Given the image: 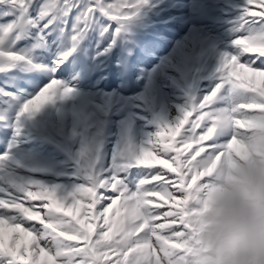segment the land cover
Masks as SVG:
<instances>
[{
    "label": "snow or ice",
    "instance_id": "1",
    "mask_svg": "<svg viewBox=\"0 0 264 264\" xmlns=\"http://www.w3.org/2000/svg\"><path fill=\"white\" fill-rule=\"evenodd\" d=\"M146 3L114 16L121 5L105 0H0V264H181L198 201L221 163L248 150L247 128L264 115V0H238L233 50L212 83L144 145L99 167V147L86 146L71 186L18 158L26 118L74 92L60 66L95 29L119 35Z\"/></svg>",
    "mask_w": 264,
    "mask_h": 264
},
{
    "label": "clouds",
    "instance_id": "2",
    "mask_svg": "<svg viewBox=\"0 0 264 264\" xmlns=\"http://www.w3.org/2000/svg\"><path fill=\"white\" fill-rule=\"evenodd\" d=\"M198 201L181 264H264V115Z\"/></svg>",
    "mask_w": 264,
    "mask_h": 264
},
{
    "label": "rangeland",
    "instance_id": "3",
    "mask_svg": "<svg viewBox=\"0 0 264 264\" xmlns=\"http://www.w3.org/2000/svg\"><path fill=\"white\" fill-rule=\"evenodd\" d=\"M156 9L164 11L165 8H164L163 5H159V6L156 7ZM175 48L176 49L174 51V57L169 62H167L165 64H162V66H161L162 70L165 68V69H167L166 71L168 72V74L171 73V75H170V79L171 80L174 79L175 76H179V74H177V73L184 67V64L182 65V61H184L186 59V57L191 53V49L194 48L196 50V52L198 53L197 48L196 47H192V45H191V43L189 41H185V42H183L181 44H176ZM173 68H175V69L173 71H171L170 69H173ZM166 93L167 94L171 93V90L169 89ZM67 100H68V97H67ZM151 106L154 107V105H151ZM183 106H184L183 104L179 105V102H176V106H173V105H170V104H165V102H160L159 101V103L156 105V107H154V110L157 113H160V114L163 113L164 116L166 115L167 119L170 120V123H171L178 116L179 109L181 107H183ZM70 114L73 115V112H71L70 110L66 111L64 109H61L58 112V118L57 119H59L61 123H63V122L64 123H68L69 122L68 118L70 117ZM195 115H196V113H195ZM195 115H193V117H195ZM193 117H191V118H193ZM142 123H138V131H139L138 133L142 134L141 135V139H144L145 137L151 138L153 136L152 133H151V130L149 128H147ZM72 131L75 133V135H77L78 129H75V127H72ZM109 139L110 140H115L116 137L113 136V137H110ZM109 154H110V152L107 150V156ZM157 167H159V166L157 165ZM60 174H65V173L63 171H61ZM72 178H74V176L73 177H69V179H60V178H58V179H50V180L52 182H54V183L59 182V183H63L65 185L71 186L73 183L76 182V180L72 181V182H69ZM153 199L156 200L157 203H161L158 200V198H153ZM38 204L41 205V202H39ZM40 205H38V208L40 207ZM168 207H169L168 205H165L164 208L162 209L161 213L166 211V210H168ZM164 222H165L164 220L158 221V223H164ZM33 223H35V222H33Z\"/></svg>",
    "mask_w": 264,
    "mask_h": 264
}]
</instances>
